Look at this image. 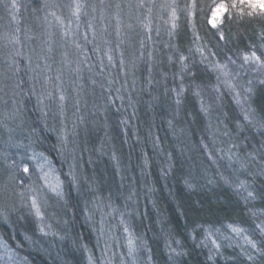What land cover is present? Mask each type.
Returning a JSON list of instances; mask_svg holds the SVG:
<instances>
[{
	"label": "trees",
	"instance_id": "obj_1",
	"mask_svg": "<svg viewBox=\"0 0 264 264\" xmlns=\"http://www.w3.org/2000/svg\"><path fill=\"white\" fill-rule=\"evenodd\" d=\"M106 223L144 264H264V9L0 0V264H87Z\"/></svg>",
	"mask_w": 264,
	"mask_h": 264
},
{
	"label": "rangeland",
	"instance_id": "obj_2",
	"mask_svg": "<svg viewBox=\"0 0 264 264\" xmlns=\"http://www.w3.org/2000/svg\"><path fill=\"white\" fill-rule=\"evenodd\" d=\"M253 1L256 3H264V0H253ZM214 13H216V10ZM214 13L211 21L212 24L216 26L221 22L224 11L216 14ZM55 184L58 185L57 183ZM36 210H37V214L35 215V218L38 219L39 218L38 214H40L39 212L41 211L40 209H35V211ZM96 216H98V214ZM104 216L102 220L103 221L108 220ZM97 222H102V221L98 219ZM107 227H109L107 223L105 227L102 224L98 226L99 233L97 236L99 238L100 246H98L97 250H92L90 253H88L87 264H144L141 262L139 258V249L135 247L133 240H130V236H128V234H126L125 231H124L125 233L121 232L122 229L118 230V228L114 227L111 230L108 229ZM0 245H1V249H5L2 246L1 242ZM129 254H131V256ZM7 263L11 264L10 261L9 262L7 261Z\"/></svg>",
	"mask_w": 264,
	"mask_h": 264
},
{
	"label": "snow or ice",
	"instance_id": "obj_3",
	"mask_svg": "<svg viewBox=\"0 0 264 264\" xmlns=\"http://www.w3.org/2000/svg\"><path fill=\"white\" fill-rule=\"evenodd\" d=\"M248 3H249V6L250 7H259L261 9H264V3H252L251 0H248ZM233 7H235V5H233ZM226 7L223 3L219 4L217 6V9H216V13H219V12H222V11H226ZM214 13V14H216ZM256 59H259L258 57ZM25 171H27V169H25ZM249 259H251V257H249Z\"/></svg>",
	"mask_w": 264,
	"mask_h": 264
}]
</instances>
